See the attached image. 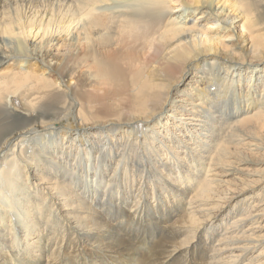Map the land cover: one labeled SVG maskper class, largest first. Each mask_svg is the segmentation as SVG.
<instances>
[{
  "label": "bare ground",
  "instance_id": "1",
  "mask_svg": "<svg viewBox=\"0 0 264 264\" xmlns=\"http://www.w3.org/2000/svg\"><path fill=\"white\" fill-rule=\"evenodd\" d=\"M20 3L0 264H264V0Z\"/></svg>",
  "mask_w": 264,
  "mask_h": 264
},
{
  "label": "rangeland",
  "instance_id": "2",
  "mask_svg": "<svg viewBox=\"0 0 264 264\" xmlns=\"http://www.w3.org/2000/svg\"><path fill=\"white\" fill-rule=\"evenodd\" d=\"M24 1H26V2H24ZM29 1V2H28ZM31 1L32 0H19V3L21 4V7L23 8V9H26L27 8V6H29L30 5V3H31ZM35 1V0H34ZM28 4V5H27ZM24 5H25V7H24ZM239 34V37L240 38H242V37H244V34L243 33H240V30H237V35Z\"/></svg>",
  "mask_w": 264,
  "mask_h": 264
}]
</instances>
